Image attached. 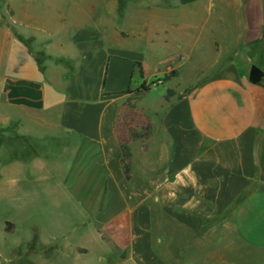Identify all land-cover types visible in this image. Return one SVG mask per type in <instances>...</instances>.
<instances>
[{"label":"crops","instance_id":"1","mask_svg":"<svg viewBox=\"0 0 264 264\" xmlns=\"http://www.w3.org/2000/svg\"><path fill=\"white\" fill-rule=\"evenodd\" d=\"M32 2L0 9V264H264V87L232 63L167 99L236 59L215 0Z\"/></svg>","mask_w":264,"mask_h":264},{"label":"rangeland","instance_id":"2","mask_svg":"<svg viewBox=\"0 0 264 264\" xmlns=\"http://www.w3.org/2000/svg\"><path fill=\"white\" fill-rule=\"evenodd\" d=\"M13 2H17V0H0V9L5 10L8 9L10 6L14 5ZM214 4L220 8L221 14H211L208 17L209 22L214 21H226V27L221 35V42L224 46V51L222 56H226L228 53V49L230 48L232 53L236 56V59L232 58L230 61H226L229 57L225 60L221 57V47H216L214 45H208L206 49V54L209 55L207 62L196 61L192 64H200L202 68H205L201 72V76L189 79L195 70L196 67L193 65L183 66L181 67V71L185 74V78L178 77V83L172 84L169 88H172V95L176 94L177 96L181 95V91L186 89L189 91L190 89L194 88L195 86L199 85L202 81L205 80L206 76L209 75L215 68L226 66L227 64L235 63L241 66L246 73L250 71L252 67H256L261 72L264 73V46H255V47H231L234 45L238 39L236 36V32L239 30H247V35L249 38H254L258 36L261 30V27L264 26V0H215ZM43 0H33L31 5H29L28 9L32 17H34L37 21H41L43 17ZM264 28V27H263ZM264 33V30H263ZM172 46H161L159 48L158 54H165L172 50ZM239 50L238 53H235ZM253 50V51H252ZM219 53V54H218ZM233 54V55H234ZM229 56V55H228ZM238 57V59H237ZM205 57H203L204 59ZM177 64L176 63H172ZM167 66L160 64L158 69L159 76L155 79L156 86L162 85L163 77L171 75L173 70L169 72V74L163 76V72H165ZM178 76V75H177ZM185 79V80H184ZM188 83V84H187ZM260 86L264 87V78L259 83ZM151 85L145 86V88L150 87ZM158 93H166V88L159 87ZM27 230L35 231L38 233V238L35 239V244L43 243V229L40 228V225H29L25 224ZM24 249V248H23ZM52 264H57L52 263Z\"/></svg>","mask_w":264,"mask_h":264},{"label":"water","instance_id":"3","mask_svg":"<svg viewBox=\"0 0 264 264\" xmlns=\"http://www.w3.org/2000/svg\"><path fill=\"white\" fill-rule=\"evenodd\" d=\"M264 78V73L256 67H252L249 72L248 81L252 85L259 84Z\"/></svg>","mask_w":264,"mask_h":264},{"label":"trees","instance_id":"4","mask_svg":"<svg viewBox=\"0 0 264 264\" xmlns=\"http://www.w3.org/2000/svg\"><path fill=\"white\" fill-rule=\"evenodd\" d=\"M174 76H175V73H172V74L169 75V76H165V77H163L162 81H160V82H162V83H166V82L170 81L172 78H174ZM153 84H155V83H153ZM141 89H142V90H145L144 86H142ZM171 96H172V93H171L170 91L167 92V99L170 98ZM133 135L136 136L135 133H133Z\"/></svg>","mask_w":264,"mask_h":264}]
</instances>
